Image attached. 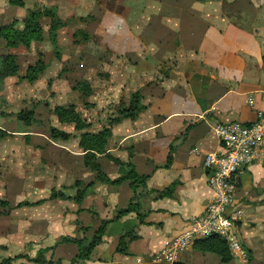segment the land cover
<instances>
[{
    "label": "crops",
    "instance_id": "crops-1",
    "mask_svg": "<svg viewBox=\"0 0 264 264\" xmlns=\"http://www.w3.org/2000/svg\"><path fill=\"white\" fill-rule=\"evenodd\" d=\"M88 1L99 14L100 34L108 39L103 49L116 54L108 63L109 89L96 94L94 107L101 117L67 140H52L37 130L17 132L30 152L31 188L11 194L0 189V201L11 207L6 213L0 207V260L25 255L15 262L259 264L264 259V160L243 168L232 182L230 211L237 217L243 256L222 263L192 243L173 263L154 257L214 198L202 160L205 153L221 151L215 128L251 122L255 110L264 108V0ZM133 92L139 93L141 108L131 118L110 122L119 117V108L101 111V100L116 102L121 94L127 106ZM108 116L112 119L106 122ZM103 128L109 129L105 151H90L99 175L114 180L133 170L145 176L143 186L133 189L128 180L107 183L85 165L88 151L80 146V135ZM82 189L78 204L73 197ZM52 191L67 197L52 198ZM105 221L84 259L78 258L75 243L60 242L62 237L90 240ZM122 237L125 247L119 251Z\"/></svg>",
    "mask_w": 264,
    "mask_h": 264
},
{
    "label": "rangeland",
    "instance_id": "rangeland-1",
    "mask_svg": "<svg viewBox=\"0 0 264 264\" xmlns=\"http://www.w3.org/2000/svg\"><path fill=\"white\" fill-rule=\"evenodd\" d=\"M22 1V7H15L1 0L0 26L14 22L13 26L21 29L27 10L35 9L42 13L39 18L42 38L31 41L28 48L23 45L9 48L0 39V55H14L18 65L17 73L2 78L0 83V129L5 132L0 145V189L6 194L31 188L28 178L30 152L27 147H22L23 136L17 132L37 130L49 134L51 127H62L66 133L77 134L80 129L74 128V122H59L53 112L56 106H73L83 123H95L101 117L97 114L98 106L94 107L98 100L96 94L109 89L107 82L111 69L108 63L111 59L116 60L115 53L106 47L103 49L108 39L100 34L103 30L99 26V14L88 0H52L47 6L43 4L44 0ZM45 8L54 9L59 22L54 32L55 45L50 43L51 19L45 15ZM105 23L108 30V19ZM40 61L45 68L35 81L28 82L25 78L27 67ZM117 98L116 102L102 99L101 111L114 108L118 111L125 107L123 95L118 94ZM29 110L33 113L30 122L16 119L19 112ZM106 118V122L112 119ZM19 157H24V162H20ZM38 167L36 164L35 170ZM258 263L264 264V259Z\"/></svg>",
    "mask_w": 264,
    "mask_h": 264
},
{
    "label": "trees",
    "instance_id": "trees-1",
    "mask_svg": "<svg viewBox=\"0 0 264 264\" xmlns=\"http://www.w3.org/2000/svg\"><path fill=\"white\" fill-rule=\"evenodd\" d=\"M8 3L12 6L22 7L24 5L22 0H8ZM45 15L50 17L51 25L49 28V38L50 43L55 45V29L59 26V22L57 17L55 16L54 9L50 10L45 8ZM41 12L35 9L27 10L25 17L23 18V24L21 29H16L13 24L0 26V39L5 42L6 47H16L18 45H23L25 48L29 47L31 41H39L42 38V31L39 24V18L41 16ZM264 61V56H263ZM45 68V65L40 61L33 66L27 67L25 78L28 82H33L36 80L37 76L41 71ZM18 70V65L16 63V58L14 55L10 54H2L0 55V83L1 79L10 75H15ZM141 108L140 104V95L138 92H133L130 94L129 103L127 106L119 109V117L112 119V121H118L120 118H131L136 112ZM55 115L57 116L59 122H74V128L83 129L87 126L86 123L81 121L77 114L74 112L73 106H68L67 108L64 106H56L53 110ZM16 119L19 121H23L25 123L30 122L33 119L32 110L27 112H19L16 115ZM5 135V132L0 129V139ZM70 136V133H66L62 130H59L55 127H51L49 129V137L52 140H67ZM109 136V129L103 128L95 134L92 133H82L80 135V146L83 147L86 151H88L85 158V165L89 167L92 171L97 172L98 179H101L110 184H118L121 180H128L131 188L136 189L138 186H143L145 176L137 175L133 170L129 171L125 176L119 177L118 179L110 180L104 176L99 175V166L94 163L95 153H102L105 151V145L107 143V138ZM93 151V152H90ZM84 189L81 191L78 190L75 196L73 197L76 203H80L84 197ZM51 197H59L61 199L66 198L62 192H51ZM0 207L7 208L5 213L11 208L7 202L0 201ZM127 212L126 210H121L120 213ZM108 223L105 221L101 224L98 231L90 240H78L71 239L68 237H62L60 242H73L78 247V258H86L94 245L99 241V236L104 228V226ZM124 238H121L119 243V251L125 247V243L123 242ZM192 248L196 249L200 252H211L218 256L220 262L227 263L232 259V255L230 254L227 244L225 241L218 237H207L199 240H195L192 244ZM44 250H39L38 254H42L45 252ZM19 258H27L25 255H19L14 258H4L0 260V264H23L16 263L15 261ZM38 260V259H37ZM44 263L42 261H38Z\"/></svg>",
    "mask_w": 264,
    "mask_h": 264
},
{
    "label": "built area",
    "instance_id": "built-area-1",
    "mask_svg": "<svg viewBox=\"0 0 264 264\" xmlns=\"http://www.w3.org/2000/svg\"><path fill=\"white\" fill-rule=\"evenodd\" d=\"M262 103L264 105V93ZM250 105L252 107L253 103ZM255 116L248 123L229 122L215 128L221 151L205 153L202 160L206 181L214 192V198L201 215L191 219L187 229L164 241L155 260L173 263L178 254L195 240L213 236L225 241L233 257L243 256L237 217L230 211L232 182L243 168L264 160V108L256 109Z\"/></svg>",
    "mask_w": 264,
    "mask_h": 264
}]
</instances>
